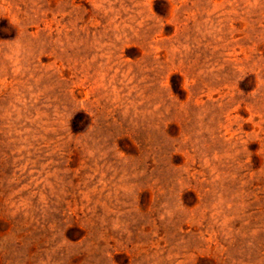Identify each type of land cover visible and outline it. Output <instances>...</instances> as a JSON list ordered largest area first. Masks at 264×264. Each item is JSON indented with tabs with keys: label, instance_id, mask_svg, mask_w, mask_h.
<instances>
[{
	"label": "rangeland",
	"instance_id": "1",
	"mask_svg": "<svg viewBox=\"0 0 264 264\" xmlns=\"http://www.w3.org/2000/svg\"><path fill=\"white\" fill-rule=\"evenodd\" d=\"M0 264H264V0H0Z\"/></svg>",
	"mask_w": 264,
	"mask_h": 264
}]
</instances>
